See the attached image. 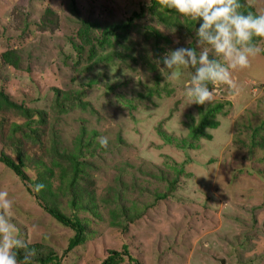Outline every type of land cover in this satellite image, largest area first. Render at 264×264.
Masks as SVG:
<instances>
[{
	"label": "rangeland",
	"instance_id": "374dc122",
	"mask_svg": "<svg viewBox=\"0 0 264 264\" xmlns=\"http://www.w3.org/2000/svg\"><path fill=\"white\" fill-rule=\"evenodd\" d=\"M245 3L255 14L264 13V0ZM148 5L149 0H0V90L16 104L48 110L54 89L65 92L73 88L69 79L75 54L68 39L77 30L78 21L83 19L100 27L119 24ZM46 9L54 15L51 20L56 26L52 32L40 33L35 22ZM131 28L129 39L145 57L138 66L133 65L134 71L120 72L108 65L75 80V89L98 75L101 83H119L115 90L100 83L87 91L85 100L100 118L72 110L55 124L56 135L69 148L78 126H85L87 131L95 129L100 136L109 138L106 149L98 148V156L88 158L94 167L88 173L96 214L79 211L78 215L86 221L89 234L62 264H102L110 251L121 250L122 243L128 247L129 255L120 264H264V169L262 163L255 161L261 154L254 151L249 156L247 150L237 149L232 141L239 130L244 131L242 126L264 127V40L258 42L262 51L250 58L249 66L233 72L236 90L215 86L210 104L225 106L216 118L219 126L212 132L210 142L200 141L189 149L180 148L179 144L186 136L187 117L197 120L196 105H189L184 97L183 83L189 78V70H183V77L177 82L158 69L149 72L142 66L157 60L150 49L152 40L146 35L148 28L158 30L170 41L160 57L182 47L184 41L177 40L147 10L133 21ZM13 50L21 59V68L17 70L1 60L2 53ZM65 57L68 60L64 61ZM155 74L160 75L161 97L153 98L152 106L131 109V100L142 93V86L153 85ZM124 82L127 84L123 85ZM164 87L171 92L169 96L163 93ZM1 120L5 135L10 123L22 126L25 122L22 117L15 118V114L0 116V124ZM48 140L49 134L45 132L41 141L46 147ZM3 141L7 142V138L0 140V153L14 157L11 149L2 145ZM30 148L25 171L33 180L37 174L33 163L42 154L38 146ZM120 174L119 182L116 177ZM174 176L179 184L167 191ZM0 191H7L13 201L8 215L21 229L26 244L37 243L52 249L57 257L63 256L72 232L52 219L19 178L2 164ZM153 192L166 193L168 198L154 209L141 211L137 225L129 226L124 234L109 226L107 210L119 212L114 202L108 207L101 202L109 194L120 193L125 207L134 199L143 207L152 201ZM260 205L262 208L252 213L254 230L247 234L252 225L250 210ZM245 234L247 239L243 243Z\"/></svg>",
	"mask_w": 264,
	"mask_h": 264
},
{
	"label": "trees",
	"instance_id": "16d2710c",
	"mask_svg": "<svg viewBox=\"0 0 264 264\" xmlns=\"http://www.w3.org/2000/svg\"><path fill=\"white\" fill-rule=\"evenodd\" d=\"M240 2L242 4L241 11L244 13H254L252 8L245 3V0H240ZM164 3L165 0H149L147 7L141 6L139 12L133 13L127 21L110 26L100 27L96 23L80 19L77 24V30L68 39V44L75 54V61L71 63L73 72L69 79V83L73 88L65 92L54 89L53 100L48 110L38 111L27 108L23 103L16 104L0 90L1 118L5 115L15 114V118L22 117L25 120L22 126L17 123H10L7 126V135L3 134L5 125L1 120L0 140H4L5 137L7 138V142L3 141L2 145L6 149H11L14 157L1 152L0 164L19 178L22 184L25 185L27 192L52 219L72 232V237L68 239L66 250L61 257H57L52 249L41 247L40 244L28 245L29 248L37 251L38 258L36 264H62L68 253L85 242V236L89 234L86 230V221L78 215V212L96 214L95 197L94 192L90 189L92 183L90 182L91 178L88 173V171L94 170V167H92L93 164L88 161V158L98 156L95 151L101 147L96 138L101 133L95 129L87 131L85 126H78L77 133H75L69 148L61 143L55 129V124L60 120V117L72 110H79L88 113L89 116L99 117V114L85 98L88 90H92L101 83L100 75L88 79V82L80 84L75 89L74 83L77 76L80 77L85 73L88 74L99 67H107L108 65L114 66L120 72L125 71V69L133 70V65L138 66L142 58L145 57H143L140 51H136L135 45L129 39V33L132 30L133 21L141 18L144 10H147L151 18L155 19L165 29L171 32L175 29L172 35L177 36V40L184 41L182 47L196 46L197 37L195 36V30L199 27V23L195 24L192 21L179 18L174 12L166 9ZM51 14L52 12L46 9L39 20L35 22L38 32L53 31L56 24H52L51 18L54 15L51 16ZM29 25L30 23L25 24L23 30H28ZM146 32V35L152 40L150 49L153 59L158 60L163 48L167 47L170 41L154 28H148ZM133 53L136 56H132ZM1 60L3 64L15 70L21 68V59H19L14 50L2 53ZM66 60H68V57H65L64 61ZM130 63L132 65L131 68ZM142 66L145 69L147 68L149 72H156L157 70L154 63H143ZM159 82L160 75L155 74L153 85L148 87L146 85L142 86V93L137 94V97L131 100V104H129L131 109H136L137 106H152L153 98L161 97ZM101 84H103L104 88L110 90H115L119 85V83ZM122 84L126 85L127 83L124 82ZM163 93L166 96L171 94L165 87L163 88ZM145 103H149V105ZM224 107L221 103L196 105L197 120L192 116L187 117V122L184 123L186 136L181 139L179 143L180 148L193 149L196 147L195 144H198L200 141L210 142L212 140V132L219 126L216 118L221 114ZM241 129H244L245 133H243V130H239L236 133L235 139L232 140L233 144L237 149L247 150L249 156L254 155V151H259L260 153L258 154H261V157L255 159V161L258 164L262 163L261 167L264 169L263 125L254 128L242 126ZM45 132L49 134L48 147L41 141ZM31 146H38L42 154L38 158V161L33 163V166L37 168V174L33 180L28 177L25 171L27 167L25 161L28 160ZM249 160H253V158L250 157ZM177 174H180V172H177ZM121 176V174L118 175L116 180L120 182ZM161 179L159 178V180ZM36 183L44 185V188L39 192L34 191L32 188ZM177 184H179L178 177L174 176L169 183V190L167 191H172L175 187L177 188ZM137 190L140 191V188ZM145 193L150 192L145 191ZM166 198H168V194L166 193L153 192L152 201L149 204L140 207L139 201L134 199L129 201L128 206L125 207L121 204V194L117 193L109 194L101 202L104 205L106 204L107 207L114 202V207H118V214L113 210L106 209L111 219L109 226L121 230L122 234H124L129 230V226L138 224L142 217L141 211L154 209L160 202L163 201L165 203ZM64 199L66 203H64ZM65 204H67V209L64 206ZM261 208L262 205L251 208L250 217L252 225L247 229V234L254 230L252 213L254 214L256 210ZM247 234H245L246 238L242 236V239L244 237L243 243L247 239ZM120 247V251H110L102 264H120V261L122 262L125 258H128V247L124 243Z\"/></svg>",
	"mask_w": 264,
	"mask_h": 264
},
{
	"label": "clouds",
	"instance_id": "9594fccd",
	"mask_svg": "<svg viewBox=\"0 0 264 264\" xmlns=\"http://www.w3.org/2000/svg\"><path fill=\"white\" fill-rule=\"evenodd\" d=\"M164 7L199 27L195 47H176L155 61L160 74L179 82L183 70H191L183 83L189 105L210 104L215 86L236 90L233 72L247 68L250 58L262 51L258 42L264 40V13H244L240 0H165ZM97 141L101 148L109 145L107 136ZM32 188L39 192L44 185ZM13 206L9 193L0 191V264H36L37 251L28 247L21 229L9 218Z\"/></svg>",
	"mask_w": 264,
	"mask_h": 264
}]
</instances>
